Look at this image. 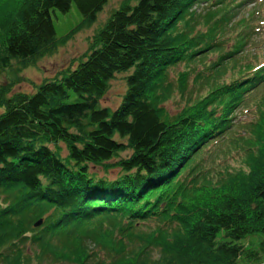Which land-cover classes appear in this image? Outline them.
Listing matches in <instances>:
<instances>
[{"label":"trees","instance_id":"1","mask_svg":"<svg viewBox=\"0 0 264 264\" xmlns=\"http://www.w3.org/2000/svg\"><path fill=\"white\" fill-rule=\"evenodd\" d=\"M109 1L0 0V72L52 54ZM228 1L122 0L76 66L32 93L0 85V264H260L239 241L264 234V60L240 62L252 35ZM72 4L83 19L56 37L53 14ZM125 71L119 105L99 106Z\"/></svg>","mask_w":264,"mask_h":264},{"label":"rangeland","instance_id":"2","mask_svg":"<svg viewBox=\"0 0 264 264\" xmlns=\"http://www.w3.org/2000/svg\"><path fill=\"white\" fill-rule=\"evenodd\" d=\"M121 1L122 0H110L107 4L104 5L103 9L98 13L96 20L90 26L83 27L75 31L73 30V32L71 33L72 36L66 39L65 44L61 45L52 54L45 55L44 57L39 59L35 65L26 68H20L17 65L16 61L13 59L12 65L0 72V85L8 81H14L15 84L12 92L24 91L27 93H32L36 90L37 84L43 78H53L56 75H59V73L65 70L66 67L72 63L73 66H76L81 55L85 52L88 47L89 39L92 37L95 31L102 27V25L109 17L113 9L118 7ZM207 7V3H197L192 6V9L196 13L203 14L206 11ZM228 8L234 9L232 13H235L236 17L232 19V22L234 20L237 21L239 18H247L245 19V22L249 27L247 28L246 33L252 35V39L244 47L246 51L244 50L243 52H239L236 54L237 56H245V59L241 60L240 62L251 63L255 65L256 63L263 61L264 0H232L231 2L228 1ZM54 13L55 14H53V24L56 37H62L70 33L71 30L74 29L77 25H79V23L83 19L81 13L78 11L74 4L71 5L70 9L67 12H61L59 10H56ZM253 14L256 16L255 20L257 19L255 24L253 23L255 22V20L253 21ZM256 24H258L259 26ZM235 28L237 31L238 27L235 26ZM3 32H1L0 35H3ZM233 34H235V32H231L228 34L230 36V40L227 35L224 36V51L230 48ZM205 54L206 62H210L212 60H216L215 58L218 56L219 53L217 51L210 50ZM200 68L202 67L200 65H197L196 69L200 70ZM185 69H187V65L185 62L170 67L168 73V80L172 83L175 82L178 73ZM127 73L128 71L117 73L116 76L110 81L109 88L100 99L99 106H106L110 109H115L119 105L122 99V95L125 91L126 83L124 77L127 75ZM193 74L195 73L190 72L189 74V83H191V78ZM198 94L202 93L199 92ZM74 97V92H71L70 99H73ZM177 102L181 103L182 101L178 97H173V99L165 105L167 111L170 114H174L177 112ZM3 110L4 109L0 107V113ZM235 112L237 116L236 120H240L241 122H248L252 119L251 111L246 110V108H242L241 106H239ZM227 144L228 142H225L223 144H219L214 148L209 149L206 156L207 160L211 158L217 150L224 148ZM59 146L61 154L65 156L66 148L64 144L59 143ZM122 155L124 156L125 153H123ZM228 162L231 163V160H228ZM90 172L95 173L99 177H106L108 179H114L119 174L117 168H110L105 171L99 165H90ZM239 243L242 244L245 250H251L252 252H256L259 258L257 263L264 264V234L248 236L240 240ZM240 264H256V262L248 261L247 259L242 258Z\"/></svg>","mask_w":264,"mask_h":264},{"label":"water","instance_id":"3","mask_svg":"<svg viewBox=\"0 0 264 264\" xmlns=\"http://www.w3.org/2000/svg\"><path fill=\"white\" fill-rule=\"evenodd\" d=\"M42 223V219H39L38 221L35 222V226H39Z\"/></svg>","mask_w":264,"mask_h":264}]
</instances>
